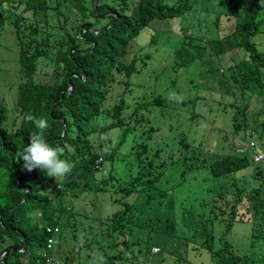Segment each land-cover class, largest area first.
Masks as SVG:
<instances>
[{"label":"rangeland","instance_id":"1","mask_svg":"<svg viewBox=\"0 0 264 264\" xmlns=\"http://www.w3.org/2000/svg\"><path fill=\"white\" fill-rule=\"evenodd\" d=\"M190 2L191 7L184 15L156 21L134 41L128 61L137 58L139 70L129 79L118 77L105 107L124 97L130 106L125 116L130 117L139 103L162 97L164 104L140 108L138 116L129 119L132 130L116 158L112 160L106 154L101 173L93 184L108 191L70 192L64 203L55 198L57 208L73 206L74 212L62 219L53 264H103L108 257L121 253V246L114 249L113 241L122 236L116 232L112 239L109 235L126 204L133 208L126 234L131 248L123 251L125 261L118 264H216L207 249L205 228L216 249L226 234L240 255L257 251L251 246L253 222L238 221L228 231L230 215L219 214L223 199L231 200L234 196L235 175L215 177L211 173V166L223 156L236 154L255 159L264 155L261 136H264V125L261 126L264 100L250 93L246 95L252 133L236 132L232 119L235 110L226 106L234 102L238 106L245 104L232 79V65L244 58L233 43L237 39L235 27L249 3L248 0ZM67 6L64 15L50 13L52 27L48 28L53 36L61 34L59 21L64 22L65 16L69 21L66 29L72 30L75 13L70 3ZM21 8L25 10V6ZM32 16L26 13L28 19ZM13 21L14 16L0 30V104L7 108L10 127L18 115L22 81L20 48ZM42 31L48 29L44 27ZM256 42L261 50L264 31ZM39 61L36 81L54 83L53 61ZM143 116L148 120L138 123ZM102 119H97V123H110V119ZM126 128L112 130L100 138L110 139L105 145L106 153L110 144L117 146L123 140ZM256 128L259 130L253 132ZM95 136L98 148L99 134ZM253 143L256 147H252ZM141 164L153 175L162 173L163 177L155 187H140L137 193L126 196L124 187L138 175ZM259 166L264 169V163L254 168ZM254 170L241 172L237 177L251 175ZM110 172L114 173L116 182L105 186L104 180L109 179ZM0 182H3L1 170ZM261 183L259 180L254 185ZM246 186L247 183L244 189ZM33 216L43 221L40 213ZM149 246H156L154 253L157 248L160 252L147 254ZM32 253L35 263L39 247Z\"/></svg>","mask_w":264,"mask_h":264},{"label":"trees","instance_id":"2","mask_svg":"<svg viewBox=\"0 0 264 264\" xmlns=\"http://www.w3.org/2000/svg\"><path fill=\"white\" fill-rule=\"evenodd\" d=\"M190 1L98 0L96 4V0H0V30L14 16L22 80L18 115L13 126L8 124L7 108L0 104V170L3 174L2 184L0 182V264H47L43 258L50 238L47 227L59 226L62 233V219L74 212L73 206L57 208L55 198L64 203L70 192L108 191L106 187L100 189L93 184L101 173L106 154L112 160L116 158L132 130L131 117L138 116L140 108L164 104L162 97L139 103L132 115L126 117L130 106L124 97L115 105L105 107L113 84L119 76L129 79L138 72V59L128 61V58L139 35L156 21L184 15L191 7ZM68 3L75 13L72 30L66 29L69 21L65 16L64 22L59 21L61 34L53 36L49 30L52 27L50 13L64 15ZM248 3L242 20L235 27L237 39L233 43L244 58L232 65V79L245 104L238 106L234 102L226 106L235 110L232 119L236 132L252 133L246 95L250 93L264 100V42L260 43L261 50L256 42L264 31V0H248ZM27 12L32 13V18L26 17ZM44 27L48 31L43 32ZM40 59L53 61L54 83L36 81ZM125 83L130 84L129 81ZM101 118L110 119V123H97ZM147 120L143 116L138 123ZM123 127H127L123 140L117 146L110 144L106 153L105 145L110 139L100 138ZM96 134L100 140L98 148ZM257 164L262 163L234 154L223 156L211 166L215 177L235 175L233 198H224L218 207L220 215H230L228 231L238 221L253 222L251 246L257 249L253 254L240 255L226 234L222 236L220 248L216 249L205 228L207 249L216 264H264V169L261 166L255 169ZM140 166L138 175L124 187L126 196L137 193L140 187H155L163 177L162 173L153 175L142 164ZM252 170L255 172L251 175L237 177L241 172ZM259 180L261 185L255 186ZM115 182L114 173L110 172L104 184ZM244 182L247 183L245 189ZM132 210V206L126 204L115 222L109 237L113 239L116 232L122 237L113 241L114 249L118 246L123 251L131 248L126 234ZM33 213H40L43 221L35 219ZM37 247L40 253L34 263L32 252ZM155 247H147V254H158L160 250L157 248L159 251L154 253ZM123 251L108 257L103 264L124 263Z\"/></svg>","mask_w":264,"mask_h":264},{"label":"built area","instance_id":"3","mask_svg":"<svg viewBox=\"0 0 264 264\" xmlns=\"http://www.w3.org/2000/svg\"><path fill=\"white\" fill-rule=\"evenodd\" d=\"M252 146H255L253 143ZM256 163H264V155H258L255 158ZM61 229L59 226H49L47 227V234L50 236L48 240L47 245V251L43 254V258L45 259L47 264H53L55 262L52 254L55 248L57 237L60 235ZM155 250V249H154ZM158 252V249H156V252Z\"/></svg>","mask_w":264,"mask_h":264},{"label":"water","instance_id":"4","mask_svg":"<svg viewBox=\"0 0 264 264\" xmlns=\"http://www.w3.org/2000/svg\"><path fill=\"white\" fill-rule=\"evenodd\" d=\"M98 3V0H96V4Z\"/></svg>","mask_w":264,"mask_h":264},{"label":"clouds","instance_id":"5","mask_svg":"<svg viewBox=\"0 0 264 264\" xmlns=\"http://www.w3.org/2000/svg\"><path fill=\"white\" fill-rule=\"evenodd\" d=\"M255 160V159H254Z\"/></svg>","mask_w":264,"mask_h":264}]
</instances>
